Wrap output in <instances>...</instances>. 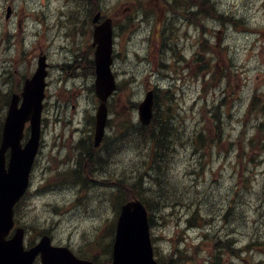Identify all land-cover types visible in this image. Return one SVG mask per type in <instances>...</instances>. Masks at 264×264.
<instances>
[{
	"label": "rangeland",
	"instance_id": "rangeland-1",
	"mask_svg": "<svg viewBox=\"0 0 264 264\" xmlns=\"http://www.w3.org/2000/svg\"><path fill=\"white\" fill-rule=\"evenodd\" d=\"M160 1L163 0H0V118H4L7 110L5 95L22 89L24 80L35 73L38 57L43 52L50 65V86L43 113L44 147L33 171V187L25 200L26 207L21 212V221L28 228L26 241H38L42 230H47L57 244L69 246L77 254L96 258L99 264H110L108 249L112 247L118 215V209L112 203L117 196L113 184L126 180L128 183L121 184L132 191L133 183L139 176L136 179L133 177L140 171L136 162L146 150L150 151L146 146L145 150L123 155L105 172L95 170L91 173L84 167L82 171L85 173H81V177L91 175L90 179L85 176L83 180L86 190L81 185H78L79 188H62L59 173H64L69 164L74 163L69 162L71 153L68 150L76 149L77 143L83 139L91 140L87 121L93 119L98 105L92 91L91 70L84 67L79 71L70 67L68 56L79 45L86 49L90 43L87 31L92 24L90 11L100 9L120 26L117 27L120 62L116 67L120 86L116 100L120 104L127 100L130 106L129 101L139 104L149 90L157 87L170 89L169 85L177 88L172 111L177 112V122H183L184 133H178L174 142L167 141L171 143L168 146L172 151L166 156L168 168L162 165V169L168 178L174 179L171 180L177 192L183 178H187L190 187L195 189L185 196L192 193L193 200L165 201L163 205L175 203L176 208L166 206L155 214L156 228L152 233L158 239L154 245L156 257L162 264H171L175 259L177 264H218L214 246L208 245L210 243L199 245L202 237L197 238L199 232L196 230L190 232L185 246L181 244L183 252H177L185 235L183 229L177 226H184L182 209L188 207L191 201L203 198L205 193L211 203L204 210L202 207L203 217H215L210 234L227 236L231 229H235L232 237L241 238L236 247L227 243L229 250H234V257L231 254L222 256L220 264H263L264 152L261 154L255 150L249 154V158L257 157L255 160L259 166L248 163L237 166L235 153L230 160L226 158L227 154L216 148L212 152L207 145L219 132L211 108L227 95L228 101L220 115L226 136L240 142L244 130L248 137L255 136L259 147H264V0H209L223 16L232 15L243 23L237 30L229 26L222 31L223 26L216 19L204 15L186 18L189 25L184 27L177 42L180 48L177 57L181 62L176 61L169 71L163 68L162 75L159 73L160 66L156 68V65L162 59L167 67L163 57L170 61L174 40L170 31L174 28H171L172 22L162 19ZM206 5L202 1L197 10H191L193 15L204 12ZM9 6L13 7L14 16L8 21L5 16ZM130 7L132 10L124 12ZM135 11H143L147 17L131 21L128 25L124 19ZM144 13L140 15L144 17ZM152 21L159 26L164 22L162 38H157L159 26L154 32ZM38 22L45 24L41 26ZM63 28L70 31L68 35ZM204 40L207 46L203 61H199L195 56L197 45L202 46ZM221 42L229 47V51L220 49ZM158 48L160 53L163 51V57L156 53ZM208 69L214 74V81L208 76ZM166 75L172 77L166 78ZM205 95L209 96L206 98ZM255 97L259 98L256 106L249 103ZM166 100L165 106L173 101ZM128 109L119 113L129 117ZM250 109L251 115L244 117L245 111ZM257 129H260L259 132ZM201 132L205 133L206 143L198 147L196 139ZM203 153L206 157L201 158ZM59 154L60 157H69L65 159L68 166L58 160ZM223 163H226L225 168ZM198 172L204 175L196 180L192 173ZM143 174L148 183L153 177L150 166ZM106 177L108 181H104ZM147 183L145 186L149 188ZM47 184L51 188L44 192ZM182 196L179 193L177 198ZM81 200L86 206L76 208ZM177 201L179 203L176 204ZM209 207L214 209L212 213H208ZM225 209H228L227 212L231 209L227 218L233 216L227 223L222 221ZM237 215L240 221L235 225L233 221L238 220L234 219ZM242 243L253 244L254 251L239 259V250L244 247ZM217 245L219 249L220 244Z\"/></svg>",
	"mask_w": 264,
	"mask_h": 264
},
{
	"label": "water",
	"instance_id": "water-1",
	"mask_svg": "<svg viewBox=\"0 0 264 264\" xmlns=\"http://www.w3.org/2000/svg\"><path fill=\"white\" fill-rule=\"evenodd\" d=\"M95 45H98L95 53L96 87L97 95L102 101L98 109L96 126V143H99L106 123V101L115 89L110 70L112 63L110 23L96 28ZM44 69L42 60L33 81L26 85L22 108L11 109L3 131L0 150V264H33L39 253L42 254L43 264H88L74 258L66 249L53 248L48 238L34 249L24 251L22 230H18L15 237L7 240L14 226L13 207L22 197L27 185L28 172L24 169L33 162L39 143L42 96L46 76ZM26 121H31L32 136L25 149H22L21 140ZM8 148H12V159L9 171H6L5 153ZM117 228L114 264H156L152 258L147 212L140 202L136 201L124 206Z\"/></svg>",
	"mask_w": 264,
	"mask_h": 264
},
{
	"label": "trees",
	"instance_id": "trees-1",
	"mask_svg": "<svg viewBox=\"0 0 264 264\" xmlns=\"http://www.w3.org/2000/svg\"><path fill=\"white\" fill-rule=\"evenodd\" d=\"M178 1L179 0H172L170 3H168L170 5V9L168 10V13H171L174 15V14H176L177 9H179L183 6V4L178 3ZM206 4H208V5H206L204 7L205 11L203 14H209L210 13L209 14L210 17L212 16V17L221 19V17H219L218 11L215 9V7L211 6L210 5L211 3L210 4L206 3ZM205 16H207V15H205ZM173 39H175V36L173 37ZM171 96L172 95H165V98L171 99ZM173 102H174V99L171 103H168L167 109L164 110V113L160 109V106H159L157 114H156L155 119L153 120V123L151 126L145 127V126H141V125L137 124V125H134L131 127L132 128L131 132L139 134L138 143H136L134 145V148H139L142 150L147 146L148 150H153V146H154V148H157V150H158L157 154H159L162 157L161 159H156L157 160V162H156L157 166L155 165V163H150V172L151 173L154 172V173L152 174L153 177L151 179H149L148 183H147L148 178L146 176L145 177L141 176L138 178L137 183L134 182L133 190L132 191L130 190L129 192L125 193V197L128 199H130V197L136 196L142 200V202L146 205L148 211L150 210L149 211L150 221H151V225L153 227L155 226V223H154V220H152L151 213L154 212V210H156V211L159 210V213H160L162 211L161 209H163V208L155 209L157 201H160V206H161V205H163V203L165 201L175 202L177 199L193 200V194L192 193H190L191 196H187L186 198H185V196L192 189H195L194 187H190V183H189L187 178H183L179 182L180 190H179V192H177L176 185L173 184V181H172L174 179L171 177L168 178L166 172L162 169V165L165 169H167L169 166V163H168V160L166 159V156L171 152L170 151L171 146H168L171 143H167V141H169V139H170L171 142L172 141L174 142V140H176V138H177L178 133H184L183 122H177V120H176L177 112L172 111V108L174 105ZM220 115H221V112L218 110V108H213V116H214V121H215L214 123L218 124L219 132H218V135L215 136V138H213V139H211V141H209V143L207 145L208 149L212 152H213V150L219 149L220 151H222V154L223 153L227 154L226 158H228L230 160H233V154L235 153V160H238V161H236L237 166H239V164L241 166H244L245 163H248L249 165H251V164L259 165L257 160H255V158H257V157L255 156L254 158H249V154H250V152L254 153L255 150H259L261 152V150H264V147L263 146L259 147L257 142L255 141V136L252 135L253 137H248V135H245L244 130L242 132L243 138L240 142H236L235 140H232V138L230 136H226V134L224 133L223 125L221 123ZM152 127H158V129L154 130ZM0 128H1V125H0ZM260 129H257V132H259ZM0 135H1V129H0ZM204 136H205V133H203V132H201L199 134L198 138L196 139V141H197L196 146L201 147L204 143H206ZM110 140H111V143H110ZM106 141H108V144L106 147V149H108V150L111 149L110 144L117 142L116 140L114 141L113 139H107ZM214 148H216V149H214ZM160 150H161V152H160ZM247 150L249 152H247ZM165 151H166V153H165ZM175 155H176V153H175ZM93 156L91 157V159H93ZM202 157H206L205 153H203ZM225 164L226 163L222 164L223 168H225ZM232 168H233V172H234L235 165H233ZM196 174L197 173H193L192 175H195L196 180H197L198 177H200V176L196 175ZM145 183H147L149 185V188H146ZM197 186L198 185L196 184V187ZM120 188H122V190H124L126 187L124 185H121ZM179 193L183 194V196L181 198H177V195ZM191 202H193V201H191ZM177 203H179V201H177L176 204ZM193 203L190 204V207L193 205ZM195 203H196V205L194 207L189 208L187 210L188 212L195 210L192 213V214H195L193 218L198 217L199 216V212H198L199 208L209 206V204L211 203V200L209 199V196H207L204 193V197L199 199ZM174 204L175 203H172L171 205H174Z\"/></svg>",
	"mask_w": 264,
	"mask_h": 264
},
{
	"label": "bare ground",
	"instance_id": "bare-ground-1",
	"mask_svg": "<svg viewBox=\"0 0 264 264\" xmlns=\"http://www.w3.org/2000/svg\"><path fill=\"white\" fill-rule=\"evenodd\" d=\"M195 2H196V0H190V2L188 3L187 7L183 6V7L179 8V9H177L176 14H174L171 18L167 14L168 10L170 9V5L168 4V2H163L162 3V5H161V7H162V16L161 17L164 18V19H167L170 23L172 22L171 28L172 27L174 28V30L170 28L171 29L170 35H172V36H181V34L183 33L184 27H186V18H184V14L186 12H187V14L189 16L192 14L191 10H192V7H193ZM217 11H218L219 17H221V19H218V18H216V19L219 20L222 24H224L225 30H226L227 27L229 28V26H232L235 30H237L238 26L240 25V23H242L241 20H235L234 16H232V15L223 16V14L221 13V10L218 9ZM203 13L204 12H202L201 15H204V16L207 15L206 17L210 18V15H209L210 13L209 14H203ZM164 15H165V17H164ZM169 18H170V20H169ZM182 25H184V26L182 27ZM168 32H169V30H168ZM203 42H204V44H202V46L206 47L207 46V41L204 40ZM219 47H220V49H222L224 51H229V47L226 48L225 45H223V44H220ZM171 58L173 60H178L177 56H172ZM178 62H181V59L178 60ZM180 82H181V79H180ZM176 90H177V88H175V89H163L162 91L156 90V95H158L159 104L161 106H165V103L167 101L166 100L167 98H165V95H172L171 99H168V100L174 99L173 103H175V99H176V95H177L176 94ZM222 108H224V106H222ZM250 113H251V109L250 110H246L245 113H244V117H246V118L249 117L251 115ZM132 126H134V125L132 123H129L128 126L119 127V128H117L114 131L115 136L117 138H119L120 141H117V142H114V143L110 144V147H111L110 150H108L106 148L103 151L92 150V149H94L93 146H91L92 149L90 147H87L88 140H85L84 143L80 147V149L82 151V154H83L82 155L83 163L90 162V163H92V165L95 166L96 172H99V171H102V170L105 172V170L109 171L110 167L111 166L113 167L114 163L119 161L121 156H123V155L126 156L129 153L141 151V149H139V148H134V145L136 143H138L139 134L131 132V129H132L131 127ZM182 146L183 145H180V147H182ZM65 148H66V146H65ZM153 150H154V148H153ZM153 150H150V151L146 150V153L141 154L142 158H139V160H137V162H136V163L139 164L140 171H139L138 174L135 175V177H133V179L137 178L138 176L139 177H141V176L145 177V175L143 174V171L147 167L150 166V163H155V165L157 166V164H156L157 160L156 159H160L161 156L159 154H157V152H158L157 149L155 150V152H153ZM170 151H172V148H171ZM160 152H161V150H160ZM165 153H166V151H165ZM92 156H93V159H91ZM202 156L203 155H201V158H203ZM200 162L202 163V161H200ZM107 166H109V168H107ZM81 173H85V172H81ZM81 173L78 176H75L73 178H66V177L65 178H61V184L63 185L62 188L63 189L70 188V187L79 188L78 185H81L83 187V190H86L85 189V184H83L84 183L83 180H84L85 176L90 179L91 175L90 174H84L85 176L81 177ZM196 175L202 176V175H204V173L202 174L201 172L200 173L198 172ZM107 179H108L107 177L104 178V181L107 180ZM112 184H113V181H112ZM113 185H115L114 187H115V191L117 193V196L115 197V200L112 201V203L118 209V213H120L123 210L124 206H126L128 203L138 201V202H141L142 204H144L139 197L133 196V197H130V199L126 198L125 197V193L129 192V191L127 190V188L122 190V188H120V186L122 184L120 185V183L115 182ZM111 189H113V188H111ZM239 201L241 203H244V202H242L241 199H239ZM191 203H193V202H191ZM237 204H239V203H237ZM195 205H196V203L194 202L191 207L189 205L188 207L182 209V211L186 212L189 208H192ZM166 206H169V208H176L174 205H171V206L170 205H161L160 206V201H157L155 209H157V208L158 209H160V208L164 209ZM234 206H236V205H234ZM145 207H146V205H145ZM204 208H206V207H203V210H204ZM146 209H147V207H146ZM203 210H202V207L199 208V210H198L199 216L196 217V218H193L195 214L188 215L187 221H189V223L191 224V227L196 228V229H200V230H206L209 233H211L210 228H211L212 225L215 224V217L214 216H209L208 218H204L203 217ZM158 211L154 210V212L151 213L152 220H154L155 225H156L155 214L158 213ZM207 219L209 221H205ZM230 219H228V221ZM234 219H238L237 221H235V220L233 221V223L235 225H238V223L240 221L239 216H235ZM187 221H182V222H183V224H184V226H185V228L187 230H191V227H190V225L188 224ZM231 222L232 221H230V223ZM245 226H246V224H245ZM45 231H47V230H44V232ZM234 231H235V229H231V231L229 232L230 235L233 234ZM215 236H218V235L215 234ZM231 237H232V235H231ZM231 240L233 242L230 241L229 243H231L232 245H235V247H236V243L240 242L241 238L238 240V239L232 237ZM242 244H244V243H242ZM243 246L246 249L247 246H249V245L248 244H244Z\"/></svg>",
	"mask_w": 264,
	"mask_h": 264
}]
</instances>
